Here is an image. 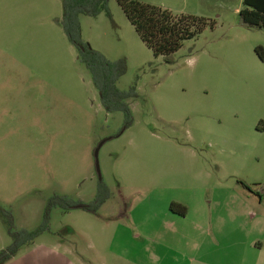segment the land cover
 I'll return each mask as SVG.
<instances>
[{"label": "rangeland", "instance_id": "1", "mask_svg": "<svg viewBox=\"0 0 264 264\" xmlns=\"http://www.w3.org/2000/svg\"><path fill=\"white\" fill-rule=\"evenodd\" d=\"M134 1L216 26L169 61L153 54L118 0L108 13L80 16L83 40L126 62L118 87L137 93L127 127L123 112L105 109L68 39L63 0H0V252L13 242L9 216L15 231H33L54 196L91 204L101 184L111 194L97 214L52 209L49 231L7 264H204L205 252L253 258L213 242L198 250L192 222L181 219L186 207L193 217L216 216L217 201L235 202V218L250 217L243 202L256 205L251 217L264 216V194L243 186L264 185V29L241 24L243 0ZM235 227V241H246Z\"/></svg>", "mask_w": 264, "mask_h": 264}, {"label": "trees", "instance_id": "2", "mask_svg": "<svg viewBox=\"0 0 264 264\" xmlns=\"http://www.w3.org/2000/svg\"><path fill=\"white\" fill-rule=\"evenodd\" d=\"M110 0H63V28L76 47L80 61L91 72L94 84L98 89L102 104L109 113L123 112L127 119V127L132 125L134 118L129 99L137 96L135 88L122 91L118 87L120 78L125 74V60L109 61L105 55L94 50L82 38L80 16L98 17L108 13ZM128 19L138 34L156 57H164L172 61L175 53L185 41L199 37L207 28H214L216 23L208 18L187 14H175L159 6L145 4L134 0H118ZM245 8L240 11L241 24L249 29H264V0H244ZM264 60V58L262 57ZM243 186L258 197L264 194V185H258L259 190L243 183ZM111 199L106 186L100 185L96 199L91 204L75 201L67 196L52 197L46 209L44 223L36 230L15 231L13 217L9 216L8 232L13 239L12 244L0 252V264H7L21 249L34 242L48 232L50 214L54 208L64 210L82 209L97 214Z\"/></svg>", "mask_w": 264, "mask_h": 264}, {"label": "crops", "instance_id": "3", "mask_svg": "<svg viewBox=\"0 0 264 264\" xmlns=\"http://www.w3.org/2000/svg\"><path fill=\"white\" fill-rule=\"evenodd\" d=\"M239 205L241 211L245 210V214L250 217L244 218L241 216L240 218H235V202L229 204L217 201L213 205V211H217L216 216L200 213L197 217H193V208L186 207L185 217L181 220L189 221L190 219L192 222L193 229L196 231L195 234L199 237L198 239L194 238V240L200 241L198 250L207 249L208 243L213 242L220 252H225L229 256H235L236 250L249 252L253 257L250 261L235 259L234 257L227 260L222 258H214L213 260L211 259L213 254L205 252L200 254L204 264H207V262H210L209 264H264V236H260L264 232V216L256 218L254 216L256 213H253L252 217L249 215L256 208L254 203L243 202ZM198 208L204 209L203 206ZM223 211H227L226 216L222 213ZM235 225H238L242 230H246V241H235ZM250 228L254 230V233L247 231Z\"/></svg>", "mask_w": 264, "mask_h": 264}, {"label": "water", "instance_id": "4", "mask_svg": "<svg viewBox=\"0 0 264 264\" xmlns=\"http://www.w3.org/2000/svg\"><path fill=\"white\" fill-rule=\"evenodd\" d=\"M103 144H104V143H103ZM103 144L99 147V149H98L97 152H96V157H97V158H98V156H99L100 148L103 146ZM97 171H98L99 176L101 177V171H100L99 161L97 162Z\"/></svg>", "mask_w": 264, "mask_h": 264}]
</instances>
